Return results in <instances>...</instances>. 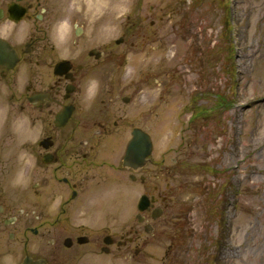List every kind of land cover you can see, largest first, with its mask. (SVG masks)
I'll return each mask as SVG.
<instances>
[{
	"label": "rangeland",
	"instance_id": "1",
	"mask_svg": "<svg viewBox=\"0 0 264 264\" xmlns=\"http://www.w3.org/2000/svg\"><path fill=\"white\" fill-rule=\"evenodd\" d=\"M81 10V39L121 56L110 74L124 73L127 89L117 91L139 112L130 113L127 129L151 140L143 192L162 214L137 220L133 198L141 190L123 174L105 207L66 226L61 244L81 225L87 228L70 233L88 243L62 246L50 262L58 256L63 264H264V0H83ZM9 93L1 83L0 135ZM12 124L14 134H28L23 116ZM126 142L110 139L98 152L123 155ZM144 224L152 231L145 233ZM106 234L114 243L102 254ZM39 243L50 247L51 237Z\"/></svg>",
	"mask_w": 264,
	"mask_h": 264
},
{
	"label": "flooded vegetation",
	"instance_id": "2",
	"mask_svg": "<svg viewBox=\"0 0 264 264\" xmlns=\"http://www.w3.org/2000/svg\"><path fill=\"white\" fill-rule=\"evenodd\" d=\"M82 3L0 0V40L17 56L13 69L0 66V84L10 92L0 135V264H63L58 256L51 262L47 256L65 246L66 226L90 218L93 207H105L107 191L118 190L123 174L141 190L133 195L135 205L144 195V169L130 173L121 155L98 152L110 139L124 138L128 144L136 128L127 129L130 113L139 112L129 108L131 96L117 91L127 89L121 86L124 73L110 74L121 56L109 45L91 46L81 39ZM62 21L70 34L60 41L54 29ZM90 80L99 83L91 99L85 92ZM17 114L25 118L27 135L14 134ZM155 209L160 208L144 214L152 217ZM83 227L68 231L69 248L81 246ZM46 237H51L50 247L39 243ZM132 242L121 239L117 250Z\"/></svg>",
	"mask_w": 264,
	"mask_h": 264
},
{
	"label": "water",
	"instance_id": "3",
	"mask_svg": "<svg viewBox=\"0 0 264 264\" xmlns=\"http://www.w3.org/2000/svg\"><path fill=\"white\" fill-rule=\"evenodd\" d=\"M12 57L14 53L9 50V47L0 42V65L11 64ZM151 143L149 137L140 130L132 131V139L128 144L126 153L123 159V165L128 168L137 169L138 167H143L146 165V158L151 153ZM149 206V199L146 196L140 198L138 203V210L144 211L147 210ZM158 214H154L153 217H156Z\"/></svg>",
	"mask_w": 264,
	"mask_h": 264
},
{
	"label": "clouds",
	"instance_id": "4",
	"mask_svg": "<svg viewBox=\"0 0 264 264\" xmlns=\"http://www.w3.org/2000/svg\"><path fill=\"white\" fill-rule=\"evenodd\" d=\"M68 31H69V27H68L67 22L62 21L58 25L55 26L54 38L60 41H63L66 38ZM98 87H99L98 81L90 80L85 89L87 98L89 99L93 98L96 94Z\"/></svg>",
	"mask_w": 264,
	"mask_h": 264
},
{
	"label": "bare ground",
	"instance_id": "5",
	"mask_svg": "<svg viewBox=\"0 0 264 264\" xmlns=\"http://www.w3.org/2000/svg\"><path fill=\"white\" fill-rule=\"evenodd\" d=\"M142 61H144V59ZM147 64H148V61L145 62V65ZM187 82H190V80L188 79Z\"/></svg>",
	"mask_w": 264,
	"mask_h": 264
},
{
	"label": "trees",
	"instance_id": "6",
	"mask_svg": "<svg viewBox=\"0 0 264 264\" xmlns=\"http://www.w3.org/2000/svg\"><path fill=\"white\" fill-rule=\"evenodd\" d=\"M222 106H224V104H222Z\"/></svg>",
	"mask_w": 264,
	"mask_h": 264
}]
</instances>
